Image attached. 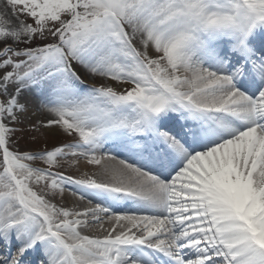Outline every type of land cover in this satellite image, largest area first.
Returning a JSON list of instances; mask_svg holds the SVG:
<instances>
[{"label":"snow or ice","instance_id":"1","mask_svg":"<svg viewBox=\"0 0 264 264\" xmlns=\"http://www.w3.org/2000/svg\"><path fill=\"white\" fill-rule=\"evenodd\" d=\"M6 5L0 264H264V0ZM25 93L74 139L13 150Z\"/></svg>","mask_w":264,"mask_h":264},{"label":"rangeland","instance_id":"2","mask_svg":"<svg viewBox=\"0 0 264 264\" xmlns=\"http://www.w3.org/2000/svg\"><path fill=\"white\" fill-rule=\"evenodd\" d=\"M10 11L9 6L6 5V0H0V12ZM27 22L31 23V20ZM48 41L36 39L32 42V44H18L12 41H9L14 48H23V47H34L38 44H43ZM5 45L0 44V50L3 49ZM11 70L10 68L0 70V75H3L4 71ZM28 94V93H25ZM32 96L31 94H28ZM34 97V96H32ZM28 112L23 114L20 119L22 123L14 125L18 129H22V131H17L11 137L12 143L10 147L13 150H19L21 152L30 151V152H39L45 150H51L54 147L60 146L63 143L69 142L73 140V137L67 136L60 132L59 130L56 131H48L44 128H40L38 131L33 130L31 125L38 124L41 120L46 121V117H40V111H37L35 102H28ZM36 166H47L44 165L41 161L34 162ZM63 170H72L73 167H68L65 164L61 167ZM53 168V171H55Z\"/></svg>","mask_w":264,"mask_h":264},{"label":"bare ground","instance_id":"3","mask_svg":"<svg viewBox=\"0 0 264 264\" xmlns=\"http://www.w3.org/2000/svg\"><path fill=\"white\" fill-rule=\"evenodd\" d=\"M24 100H27V102H35V104L37 105L36 98L32 97V96H30L28 94H24V97L22 98V102H24ZM39 116L40 117H46L47 119L50 118L49 116H46L42 112L39 113ZM54 170L57 171V172H62L64 175H69V176H74V177H78L84 171H89V172L92 171V169L89 166L85 165V162L83 161V159H81V164L78 167H73L72 170H63L61 167L60 168H56ZM56 202L58 204L61 203L60 200H57ZM62 203H63V206L70 207V208L75 207L77 210H81L84 207L89 206V205H87L86 201H84V202L78 201V198L77 197H73L70 192H66ZM108 226L109 225L107 223H105V227H108ZM89 234H97V233L95 232V230H93ZM99 234H103V233H99ZM4 254L5 253H1V256H3ZM29 259H31V257Z\"/></svg>","mask_w":264,"mask_h":264}]
</instances>
